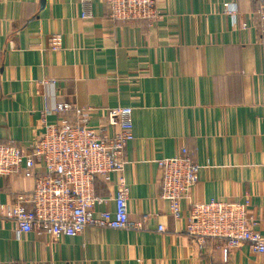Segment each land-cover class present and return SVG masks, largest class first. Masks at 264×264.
Returning <instances> with one entry per match:
<instances>
[{
  "label": "crops",
  "instance_id": "obj_1",
  "mask_svg": "<svg viewBox=\"0 0 264 264\" xmlns=\"http://www.w3.org/2000/svg\"><path fill=\"white\" fill-rule=\"evenodd\" d=\"M234 4L237 18L223 14ZM253 0H159L162 15L113 23L101 0H1L0 144L32 145L41 112L56 102L90 108L89 125L113 134L109 110H133V139L124 151L128 218L140 231L86 228L74 238L15 234L0 219V264H264L243 244L224 262L213 242L198 246L184 229L189 202L249 201L264 233V35ZM85 11L91 18L82 19ZM241 24L248 29L242 30ZM59 35L61 49L49 40ZM52 81L54 98L42 95ZM60 116L49 114L48 123ZM75 123L73 112L62 115ZM187 149L199 167L190 200L173 220L159 198L158 160ZM120 174L95 181L113 210ZM22 170L0 177V207L28 192ZM164 228L163 232L157 229Z\"/></svg>",
  "mask_w": 264,
  "mask_h": 264
},
{
  "label": "built area",
  "instance_id": "obj_2",
  "mask_svg": "<svg viewBox=\"0 0 264 264\" xmlns=\"http://www.w3.org/2000/svg\"><path fill=\"white\" fill-rule=\"evenodd\" d=\"M92 0H80L86 8ZM1 2V0H0ZM110 20L130 24L142 20L148 26L162 18L159 0H101ZM254 18L264 35V0H253ZM223 14L235 20L238 11L234 4L223 3ZM81 18H91L85 11ZM247 30V24H241ZM62 39L54 35L49 48L60 50ZM42 95L54 98L52 81L42 82ZM73 112L75 123L70 124L62 115ZM43 133L28 148L9 142L0 144V177L22 170L32 185L21 193L14 203L0 207V219L13 224L15 234L32 231L45 234L49 239L74 238L86 228L117 231H140L142 226L128 218L129 189L122 174L126 159L124 151L133 139L132 113L128 106L109 110L118 130L104 133L88 123L92 109L77 108L73 104L56 102L46 105L41 112ZM60 116L56 123H48L46 116ZM160 174L159 198L166 201L173 220L181 218V203L189 201L198 180L199 167L191 153L182 148L177 156L156 162ZM120 174L112 198L113 210H97L107 200L95 192V181ZM184 235L198 246L213 242L224 262L230 251L245 244L252 253L264 254V233L258 231V220L249 213V201L204 204L189 202ZM163 232L164 228L157 229Z\"/></svg>",
  "mask_w": 264,
  "mask_h": 264
}]
</instances>
